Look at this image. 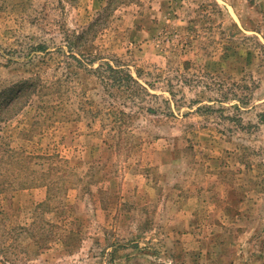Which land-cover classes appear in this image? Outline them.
Returning <instances> with one entry per match:
<instances>
[{"label":"rangeland","instance_id":"obj_1","mask_svg":"<svg viewBox=\"0 0 264 264\" xmlns=\"http://www.w3.org/2000/svg\"><path fill=\"white\" fill-rule=\"evenodd\" d=\"M0 264H264V0H0Z\"/></svg>","mask_w":264,"mask_h":264}]
</instances>
